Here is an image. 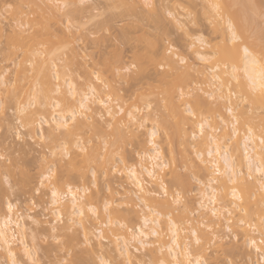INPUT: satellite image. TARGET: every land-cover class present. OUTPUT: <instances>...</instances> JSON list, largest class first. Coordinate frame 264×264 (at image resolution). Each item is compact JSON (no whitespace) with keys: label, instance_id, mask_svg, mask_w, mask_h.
<instances>
[{"label":"rangeland","instance_id":"obj_1","mask_svg":"<svg viewBox=\"0 0 264 264\" xmlns=\"http://www.w3.org/2000/svg\"><path fill=\"white\" fill-rule=\"evenodd\" d=\"M19 1L20 0H0V19H1L0 21H2L4 24L3 29L4 27L5 29H7V30L4 29L6 31L4 35L8 33L10 27L16 25V22L19 23L20 21V23H22L21 20L23 18L21 19L17 18L19 14V10H17L18 8L14 11V9L16 8L15 6L19 7L21 6V4H23L22 2ZM125 1L122 0V2H120V0H83V3L78 2L77 6L75 5L74 6L75 8L74 7L73 8L76 10V8L78 7V9L80 10L82 9V11L84 10L83 11L84 14H86L85 11H87L86 15L84 14L81 15L82 12L81 14H79V16H83L85 18L79 17L78 14H76L75 16L72 15L74 16L75 18L74 19L72 16H70L71 14L69 13L72 7H69L68 10L67 8H64V10L66 9L67 12L65 13L66 14L69 13V14L64 15V18L62 17L63 14H59L57 19H54L52 21L53 22L52 26L54 25L53 28L55 27V31L57 34V37L54 38L55 48L57 49L55 56L53 54L52 56L54 57L45 54V50L49 48L48 47L49 45L45 46V44H43L44 46L43 45H42L43 47L40 46L39 49L41 50L39 52L40 53L43 52L44 55L48 56V58L52 57L51 62L55 61L54 66H56L57 70L53 66V63L51 62L49 67L53 69L52 71L54 73L58 72L57 75L59 80L53 78V82L54 83L55 81L56 83L59 82V85L60 86L62 85L61 86L62 89L68 91L66 97L69 99L70 103H73L75 106H78V103L76 100H74V97L70 95L69 91L71 88L75 89L76 94L78 96H82L83 94L89 93L88 86L92 85L97 89L98 95L102 97L103 100L106 95V100H107L108 98L107 95L110 89L105 86L104 80L107 76L111 77L112 75H114V79L112 80L113 82L112 85L115 86L116 92L119 93V91L121 90L120 95L121 97L123 96V102L121 101L123 105L122 113L119 116H117V119H122L124 114L129 108L131 109V111L135 112L137 116L136 117L137 119L132 121H130L131 118L128 117L123 118V121L119 126L120 131L123 135V139L121 140L117 148H115L116 152L113 151L114 150L113 147H111L113 148L111 149L109 146V142L113 140V137H111L112 135L110 136V134H114V125L111 124L110 121L111 117H109L105 113L104 108H99V109L97 108L98 115H96L95 118H93L92 120H89L91 123L96 124L95 127L89 128L88 133L86 132L83 138H81L82 137L81 136L80 137L81 139H78V142L80 140L82 143L80 142L78 143L80 145L79 147H72V149L68 151L70 154L67 152L69 156L66 155L64 157L63 156L59 157L62 155V154H58L59 151H57L58 153L56 152L57 156H55L56 154L53 155L52 146L48 142L49 140L47 139L44 140L49 132L48 131L49 125H46L45 123L41 124V126L37 125L36 126L37 136H35L34 138H32V136L28 134L27 129H25L22 126L23 123L21 120L22 118L19 119V116L21 117V115H18L19 112L17 109H15L17 105H15V102H13L14 104L13 103L10 104V102H12L13 99L12 93L16 91L14 94H17L18 90L24 91L25 90L24 88H26L24 87V85L28 84L27 80L26 81L23 80V83L22 81H20L21 83L17 81L18 82L17 84L18 86H17L16 85L17 82H15V80H17L21 76H18L17 74L16 75L18 76L17 78L15 74L17 69L19 67H22L23 64L22 57H24L25 60L24 66L27 65L28 70L34 69L35 66H32L33 67L32 68L31 64L37 65L38 61L36 59L40 58L38 60L43 61L46 60L47 57L45 56L46 57L45 59L44 55L38 54L37 58L35 57L34 59V56H32L33 58L28 57V55L27 57L26 55L23 56L24 53L23 51L21 52V50H19V52L17 51L14 52L13 50V52L16 53L15 55L11 51L9 52V49H7L8 45L7 46L5 45L6 37L1 36L0 80H2L3 77L4 78L3 80L6 82V85H0V105L3 106L2 109H0V220L3 217L5 218L7 215H10V212L8 211L7 208L8 207L7 204L9 203L13 207L12 208L13 217L15 219L17 218L20 219L22 221L21 223L25 225L24 226L25 235H23L25 240H22L23 239V237H21L22 233L19 234L16 232L17 234L15 239L16 240L15 248L17 249L19 247L20 243L18 241L22 240V242L23 241L26 242L25 245L26 244L28 245V246L26 245L28 247V250L30 248L31 250L29 251L31 255L34 254V256H33V261L30 260L29 262L27 256L25 255V252H23V250L21 251V249H23L21 248L23 247L21 244L20 245L21 247L18 248L21 251L20 252L18 250V252L21 254V255L19 254V259H18L20 260V264H37V263L66 264V262L67 264H102L100 263L101 262L100 260L102 258L108 260L109 262L108 264L157 263L152 258V255L149 254V252L146 250L152 247H147L143 249L142 246L136 243H131L130 248L134 256L131 261H128L124 256H121L119 252H117V250L115 249L116 247L115 245H117V243L120 244L123 243L120 241L121 238H119L122 237L123 234L122 232H124L123 229H126L129 234L135 232V229H137L136 227L139 226V224L141 223L140 218L142 216V213H137V215L135 214L134 217L137 216L136 219H133L130 222L129 220H127L126 222L123 221L124 218H122L121 220L117 219L119 223L125 225V228H122V231L119 230L120 232L118 231L115 232L116 229L115 230L112 229L114 227H112V224H109L108 221V216H109L108 214L110 212L107 213L106 211H104L105 204H107V201L110 203L111 199H112L113 208L114 205L117 206L118 204H121V202L124 203L127 201L119 197V193L121 194L122 192H124V190L130 189L129 191L131 193H133V191L135 193L136 191L135 187L130 185L131 182L130 181L128 182L127 180L128 167L126 168V165H124L122 161L123 159H125L126 160L125 164H128L129 168L131 166L137 165L140 162L141 157L144 154H147L149 152V149L151 148L149 146V140H150L149 135L151 130H153L154 128L158 130L157 143L159 144L160 151L163 154L164 157L163 161L167 162V163L165 162L166 166L161 172L163 181L164 183L167 184L170 190V194H173V196L176 195L174 197L177 198V196L180 195L181 193L180 196L183 198L181 199V203L179 204L177 212L175 214H179L180 212L183 211L184 212L183 215L185 216L184 218L188 217L187 218L188 223L183 224L184 226L183 225L181 226L182 228L184 227L183 230L184 232L181 233V237L183 236L182 237L183 241H186L192 247V245L194 244L192 229L195 228L203 231L210 227L209 224L210 225L212 224L209 230H205L206 232L203 231L206 234V235L203 234V237L205 236L206 238L204 237L205 240H203V243L201 241V244L205 246L206 251L204 254L206 256L207 264H264V262L260 259V256L264 254V252L262 250L261 251L259 250V252H255L254 249L250 247L249 244L247 243V240L248 242L250 240L249 238L254 237L258 245L263 246L261 240H263L264 234L263 235L261 234L262 231L260 230V228L263 227L260 224H262V221H264V215H262L264 211L258 212L257 213L258 216L253 215L252 216L253 221L251 223L250 221L252 220V218L245 219V217L243 216L244 206H241V204H238L237 202V205L230 206L232 207V210L234 209V211H232V214H230V216L229 213L227 212L225 213L227 215V219H225L226 215H224V213L222 212L224 211L223 209L221 210V216L223 215V220L222 217L220 218L221 220L215 217H211L210 221L209 219H206V222L202 224V222L205 221L203 220L205 218L200 217V214L202 212H197L199 209V204H198L199 199L201 198L199 195L200 194L199 190L201 187H199L197 181L199 179L203 182H206L207 178L203 173L201 174V176L197 174V167H200L202 165L200 164V160L198 159L197 154L202 152L201 150L203 149L198 146H195L194 143L191 141L189 142L190 144L187 143L189 146L187 144H185L186 145L185 147L181 145V143L183 144V142L182 141L180 142L177 136V132L174 126L175 118L172 116L173 112L167 106L165 93L166 90L170 88L172 90L175 87L173 83L176 84L178 83V81L189 86V90L191 91L193 89H199L202 86L201 88H210L211 89L210 91L219 88L221 89V91L225 92L223 93L224 96H226L225 94L229 93L228 95H230L233 100L230 98V96L228 97L227 95L228 100L225 97L224 98L225 100L223 99L221 100V102L222 101H226V102L221 103L220 100L218 101L216 97L214 98L217 102H215L213 98H207V96L203 92L201 91L198 92L197 90V93L200 96L207 98L204 101L207 100V102H209L211 106L214 105L212 106V108L214 107L215 109H217V107L219 108L221 106L220 111L222 110L221 111L222 114L220 118L218 113L215 114L206 110L204 111L203 109H202L203 111L202 110L199 111V109L197 111V109L193 107L194 110L197 111V113L199 112L205 113V114L204 113L201 114L208 119L209 124L211 122L210 128H208V130L206 131H210V133L216 135L217 138H219L222 135L224 129L229 130V132L232 131L231 130L232 125H230V123L233 121V119L232 116L226 111L231 100L233 101L231 102L232 105L234 103V107L235 108L238 107L236 111V116H238L241 119V121L243 118H244L243 120H245V118L248 119L249 117H251L250 118L251 120L254 119L257 123L259 124L262 123L260 127L261 129L264 130V109L261 108L264 102H262L261 98H257V99L255 98L254 100L252 99L253 100L252 102H249L251 101L250 99L245 100L243 97L244 93L242 94L240 93V91L242 92L243 87H239L240 85H238L239 83H237V81H233L229 85V88L231 90L230 93L225 91L226 89L222 87L224 85L223 81H218V79L209 75V80H208L209 83L207 82L208 84H205L203 83L201 78L197 75V72L195 71L196 69L197 71L198 69H200L206 72V74H212V72L209 68L210 66L208 65V63L202 62L197 57L195 53L196 48H191V44L193 43V41H195L196 44L197 43L196 38L202 37L206 41L210 42L212 45H221L222 43L220 42L221 36H219V34L215 33L216 31H214L216 30V28L214 29L215 22L209 16H206L207 14L205 15V13H207L206 11L207 6L203 0H171V1L162 0V2L161 0L160 1L158 0V3L157 2L155 3L154 1V3L157 4L156 6L155 5L145 6L143 4H140V8H142L140 9L141 14H143L141 10H144L143 12L145 13V16L143 14L145 19L144 21L143 19L142 21H140L141 19H139L138 16L136 15V11H132V7L129 11L126 10L128 13L123 12L125 11V9H128L130 6H134L133 4L137 3L139 0H125ZM262 2L264 3V0H259V4L261 3L260 4L261 6L259 7V11H258L259 13L253 12L252 14V19L254 17L253 21L254 20L255 21H254V27L251 30L250 34H251V40H255L256 37L257 38L260 37V41L264 43V4ZM17 4H19V6ZM25 5L28 11L31 8H33V5L27 6L26 2L24 5H22L23 8H25L24 7ZM28 5H31L30 2ZM58 6H62V4L58 3ZM137 6L138 5H136L135 7L137 8ZM28 7L31 8L29 9ZM136 8H134L133 10H136ZM27 9L25 8L23 10L28 12ZM16 12L18 14H16ZM121 12L126 14L124 15ZM129 12L131 15H134L135 12V16L137 17L135 18L132 17L129 14ZM119 13L122 15H120ZM128 14L130 15V17ZM137 14L140 15L139 16L140 18H142L141 14L139 13ZM60 15L62 16L60 17ZM116 15H117V19H116ZM66 16H70V18L75 21L71 20ZM76 16H78V18ZM122 16L125 17L127 16V17L124 18ZM31 17L33 18V16ZM145 17H147V19L151 18L150 21H154V22L152 23L148 22L149 20L147 21ZM152 18L156 19L157 22ZM18 19L19 21H17ZM13 22L15 23L13 24ZM105 22L106 24H104ZM220 22L224 28H227V25L222 18H220ZM28 34L29 33L27 32V35ZM24 35L27 36L26 33H24ZM37 41L39 43L41 42V39H38ZM37 41L36 44L34 43V41H32L34 45H36V49H38L39 48L38 46L40 45V43L38 45ZM41 47L44 48L45 50L41 49ZM162 49L163 50L169 49L168 54L173 56V58L179 62L180 67H178L179 68V70H177L178 72L171 71L170 67L167 66V63H164L166 62V60L164 61L163 60L164 58H162L163 52L161 53V55H158L160 53L159 51H162ZM210 49L205 46H202L199 50L204 54H208V52H210ZM257 50L259 52L258 56L260 58L261 54L264 53V50L263 48H257ZM18 53H21L22 56ZM174 53H176V56L174 55ZM47 54L50 53H48L47 51ZM39 55H41V57ZM16 57H18V59ZM55 57L56 58L58 57V59H55ZM160 57L163 60V62L161 60L159 61ZM28 58H30V60L34 59L36 63H34L33 60L29 64L28 61L30 62V60H28ZM70 58L73 61L74 58H76V61H74L73 63V61ZM181 59H184L185 62L181 63ZM15 60L17 61V63L19 61L20 65L17 64L18 65L17 66ZM48 61H50V59H48L47 62ZM68 61H70L69 64H67ZM114 61L115 63L117 62L118 63L115 64L114 66L113 64H111L114 67V68L112 67L113 71L112 72L107 71L106 70L107 68H105V66L107 65H105L104 63L108 62L107 64H110L112 62L114 63ZM26 62L27 64H25ZM162 63L164 65H161ZM188 63L193 66V69L187 68ZM133 65H135V67H133ZM126 69H131V70L127 71ZM31 71L32 70L29 71L30 73H28V77L31 75ZM17 72L20 73L19 70ZM27 72L28 71L26 70V73ZM167 73H169V75L171 76L168 79L164 77V75H166ZM97 75L99 76V79H97ZM30 77H33V75H31ZM125 78L130 81L129 84H127V80ZM134 78L136 80H134ZM123 79H125V81ZM172 80L173 82L169 85V82ZM21 84L23 85L22 90H21L22 88ZM16 86L19 88L17 89ZM28 86H31L30 80ZM12 89L14 90V92ZM193 95L195 98V94ZM52 96L55 97L57 95L54 94ZM113 96H111V101L112 100L114 101L117 98L116 96H115L116 98ZM191 96H189L190 98L188 96L185 98L187 99V101L189 98L190 102L192 101L193 103L194 98H192ZM32 97L33 96L29 98L33 99ZM52 100H50L52 103L49 102L51 105L56 104L58 100L60 101V99H56V97L55 99L52 98ZM227 101H229V103ZM245 101H247V103H245ZM28 102H30L31 104V108L29 109H31L30 111L32 112H35V110L36 109L38 110V108L40 107V104L36 103L35 101L34 102L36 104H34L32 100ZM192 103H189L187 105L184 102L182 104L183 106L181 105V110L183 113L185 112L184 115H186L185 117H188L189 119L188 121L191 122V124L194 121L195 124L193 123L194 125H192V127H196L197 118L193 117V114L197 116L196 111H193L195 112L193 114L192 113L188 114V112L184 110L191 108L192 107L191 105H193ZM115 104L116 106L117 104L119 105L118 102H116ZM222 104L225 105V107ZM148 105L151 106L150 111L147 107ZM259 107L260 109L258 110ZM193 108L191 109L193 110ZM116 110L119 111L120 109L117 107ZM242 112L244 113V115ZM203 116L202 118H204ZM80 118L82 119V117ZM221 118L224 120V122L221 121ZM141 121L144 122L143 127L140 126ZM213 121L214 123L215 122L217 123L215 127ZM95 128H99L102 131L97 132ZM165 128H167L168 130L170 129L169 133H171V136L170 134H168L169 138L167 136L168 130ZM237 128H239V126ZM192 129L191 131H194L192 133L197 132L196 128H194L193 130ZM216 129L218 130L216 131ZM65 130L66 129H62L60 131L57 130L54 131L53 134L54 136H56V138L58 136L62 138L64 136L62 135V132H64ZM239 130H238L239 131L238 134L241 135L242 137L244 136V134L248 132L246 127H242ZM62 139L64 140L60 142V140ZM62 139L59 140V144L60 143L64 144L65 138L63 137ZM81 144L83 148L80 149V147H82ZM226 146L228 147L227 149L229 150L230 154L233 155L235 148L234 141L231 142L223 141L222 147H226ZM183 147L185 151H183L184 150ZM108 148L112 150V155L114 154V156H112L114 160L113 161L114 165H110L109 167L111 169L110 173L104 174V169H98L96 164H91L84 171L85 173L84 178L81 177L78 178L77 173L75 172V176L77 179H74L75 182L74 183L72 180L73 174L71 176L70 173L66 172V170L68 172L72 171V169L68 166V164L65 165L67 162H69L70 157L71 156L73 157L74 155L76 156L77 154H79V157H82L89 150H93L98 152L99 159L102 158L104 159V155H106L107 151L109 150ZM82 149L84 150L82 151ZM186 157L187 159L190 158V160H186ZM262 160L264 162V154L262 156ZM209 165L211 166V164ZM50 169L52 173L51 176L58 177L57 179H59L62 183L59 180L58 182H60V184H63V185H57V187L61 186L60 188L63 187L62 189H64L63 191L61 189L60 193L65 194L66 192L65 187L68 183L67 181L70 182L71 179L72 182L70 184H72V186L77 189L78 194H82L83 192H85L87 197L93 195L95 198L92 196V199L95 202L92 200L91 203L93 204H91L90 202H89L90 204L89 203L88 204L92 206L94 205L96 207V208L94 207L95 209H97L95 210L96 215L94 214L93 211L89 209L90 206L88 207V204H86L85 213L87 214L86 216L89 215L88 216L89 218L84 217L85 215H74L71 221H70L71 218L68 216H65L63 221L61 220L59 221L54 212L55 206L53 207L51 205L52 200L50 198L51 197L50 192L56 189V187H53L56 185L53 184L54 182L51 177L48 179H43L44 178L43 174L46 173L50 174L49 171ZM93 171L95 172V176H93L92 174ZM68 174L70 175L68 176ZM175 177L185 178L188 185L190 184L188 186V189L186 188L185 191L184 189L179 190V188H177L178 186H175L176 185V182H174L176 181ZM215 177L218 176L216 175ZM56 184L58 183L56 182ZM150 184L149 186L150 187L152 186L151 188H153L154 191L156 190V192L161 193L162 190H160L161 188L159 185L156 186L155 184L154 186V184L153 185ZM112 193L114 194L115 199L110 197ZM64 196L65 197H63V199L65 202L71 199L69 198L70 196H68L67 194ZM172 197L170 201L174 202L173 200L175 198ZM137 200L139 199L137 198ZM139 202L140 201L136 202L137 206H138L137 203ZM139 204H141L142 206L141 202ZM132 205L133 203H130L129 208ZM136 205L134 204V206ZM218 205L217 207L219 208L222 207L221 205L219 206ZM237 206L240 207V211H239V207ZM138 207H140V205ZM138 207L135 209V211L137 212H139L140 210V208ZM142 208L143 207H141V209ZM235 208L238 209L236 210ZM111 210L112 213L116 209H111ZM121 210H123L124 213L126 214V208H122ZM121 210H117L120 211L118 214L123 212ZM113 213L114 215L116 214L115 212ZM121 215L122 217L124 216L123 214H120V216ZM126 216L127 214L124 217ZM111 217H109V219ZM129 217L127 218L131 220V217L133 216H131L130 218ZM83 218L85 219V221H87L86 222L87 224L83 223L85 222ZM228 219H232V220L234 219V220L228 223ZM248 219L249 221H247ZM211 221L212 223H210ZM227 223L228 225L231 224L229 225L232 226L231 229H227L228 226L226 225ZM246 223L247 225H244ZM249 223H251L252 226L249 227L248 226ZM83 224H85V226H83ZM81 225L84 228L85 227L87 228L89 226L88 227L89 230L90 228L92 229L91 230L92 241L88 242V240L86 239L87 237L85 236L83 232L84 230H82ZM66 227L69 228V230H64L67 229ZM240 227H242L243 229H241ZM246 227L247 229H245ZM163 229H166L164 233L166 243L167 242L170 243L172 236L169 232L168 225L165 228L163 226ZM234 229L237 230L235 231ZM240 229L241 231H238ZM244 229L245 231L247 230L250 231L245 233ZM100 231L103 232L101 233ZM242 231L244 232V234ZM212 234H214L215 236ZM244 235L247 237H244ZM184 238H187L188 240H185ZM121 246L122 245H120V247L118 246L119 249L121 248ZM194 247H197V245H195ZM193 252H196V254H194V258H197V256L201 255L200 254L201 252L197 253V251H195L194 249ZM3 253H5L3 252V250L0 251V264H8L10 260L7 257H6L7 259H5V257L3 258L4 256ZM34 257L36 258L37 261L35 260ZM31 261L37 263H32Z\"/></svg>","mask_w":264,"mask_h":264},{"label":"bare ground","instance_id":"obj_2","mask_svg":"<svg viewBox=\"0 0 264 264\" xmlns=\"http://www.w3.org/2000/svg\"><path fill=\"white\" fill-rule=\"evenodd\" d=\"M28 1L30 2L31 5H28L29 4ZM28 1L20 0L19 2H22L23 4L20 3L21 6H19V4H17L19 7L15 6L16 8L14 9V11L18 8L17 10H19V14L17 13L18 12L17 11L16 12V14H18L17 18H19V19L23 18L21 20L22 23H20V21L18 19L17 21H19V23L16 22L15 26L10 27V30H8V33H6V35H4V34L6 32L5 30H7V29H5V27H4L5 30L3 29L4 24L2 21H0V34H1L0 39H1V36L6 37L5 38V41H6L5 45L6 46L8 45L7 49H9V52L11 51L12 53H14L16 51L19 52V50H21V52L23 51V53H24L23 56L26 55V57H27V55H28V57H31V58H33L32 56H34V59H35V57L37 58L38 54L44 55L43 52H41V53L39 52V51H41L39 49H40V46L45 44V46L49 45L48 47L50 48V49L48 48L47 50H45L44 48H42L44 45L41 47V49L45 50V54L49 55V56H52V54H53L55 56L57 49L55 48L54 38L57 37V34L55 31V27L53 28L54 25L52 26V24H53L52 21L54 19H57L59 14H63V16L60 15V17L62 16L63 18H64V15H68L69 13L71 14L70 16H72V15L75 16L76 14H78V16H79V14H81V12H82L81 15H83L84 10L82 11V9L80 10V9H78V7L76 8V10L74 9L75 7L74 8L72 7L74 10L72 8H71V10L69 9L70 12L68 14H66L67 13L66 9L64 10V8L62 7L64 4L77 6L78 2L80 3L81 0H77V1L76 0H61V1L60 0H28ZM154 1H155V3L156 2L158 3V0H139L137 3L133 4L134 6H130L128 9H125V11H123V12H127L126 10L129 11L132 7V11H136V15L138 16L139 19H141L140 21H142V19L144 21L145 20L144 19L145 13L143 12L144 10H141L142 13L144 14V16H143V14H141L140 9H142V8H140V4H143L145 6H153V5L156 6L157 4H155ZM203 1L207 6V7L205 6L207 8V10H206L207 13H205V15L207 14L206 16H209L215 22L214 29L216 28V30H214V29L213 30L216 31L215 33H218L219 36H221L220 38L222 41L220 40V42H222V43H221V45H212L210 42L206 41L202 37L196 38V42H197L196 44H195V41H193V43L191 44V48H196V50L195 49L194 50H195L197 57L200 60H201V58H200L201 56L205 57V59L201 60V61L208 63V65L210 66L209 68L213 74V75L212 74H206V72H204L200 69H198V71H197V69H196L195 71L197 72V75L201 78V80L205 84L209 83L208 82L209 75L218 79V81H223L224 85L223 86L221 85V86L226 89L225 91L231 93L229 85L233 81H237V80L233 79L231 77V75H230L231 68H229L228 73L225 72V69H224L223 64L221 62L222 58H224V53H228L227 58L229 59V63L235 64V66L238 70L237 71V77L239 78V84L238 85H240L239 87H243L242 92L240 91V93L241 94L244 93L243 94L244 99L245 100L250 99L251 101H249V102H252L255 98L256 99L261 98V94H260L259 90H260L261 83H262L261 75L264 74L263 61L257 63V65L255 67L249 66V73L251 75V79H249L248 75H246L244 72V61H243V57H244L243 49L245 47H247L248 50L250 52H252V54L257 57L258 61H260V58L258 56L259 52H258L257 48H263V50H264V43H262L260 41V37H258V38L256 37L255 40H251V34H250L251 30L254 27V21H255V20L253 21L254 17L252 19V14H253V12L255 13V12L259 11V7L261 6L260 5L261 3L259 4V0H203ZM25 2L27 4V6L33 5V8L30 7L31 9L28 7L30 9L29 11H31V12L28 11L26 5L24 6L29 13L26 12L25 10H23L25 8H23L22 5H24ZM120 2H122V0H120ZM161 2H162V0H161ZM58 3H61L62 6H58ZM136 5H138L139 7L137 6V8H136L135 7ZM9 7H10V5H9ZM134 8H136V10H133ZM137 9H138V12H137ZM67 10H68V8H67ZM63 12L64 13L66 12V13L64 14ZM85 12L87 14V11H85ZM123 12H121V13L125 15L126 13H123ZM137 13L141 14L142 18H140L139 17L140 15H138ZM30 14H32V15H30ZM86 14H84V15H86ZM122 14H120V15H122ZM129 14H130V12H129ZM130 15H129V17H130ZM31 16H33V18ZM70 16H66V17L70 18ZM74 16H72V17L74 18ZM78 16H76V17L78 18ZM131 16L134 18L137 17V16H135V12H134V15H131ZM79 17H83V16H79ZM122 17L126 18L125 16H122ZM147 17H145V18L147 21L149 20L148 22H151V23L154 22V21H150L151 18L147 19ZM83 18H85V17H83ZM220 18H222L225 21L227 28H224L222 26V24L220 22ZM255 18H257V17H255ZM116 19H117V15H116ZM152 19H154V18H152ZM71 20H73V19H71ZM154 20L156 21V19H154ZM66 21H68V20H66ZM73 21H75V20H73ZM14 23L15 22H13V24ZM104 24H106V22ZM27 32L29 33L28 35H27ZM233 32H235L241 38L242 42H237V44H235V45L232 43L231 37H232ZM24 33H26L27 36H25ZM38 39H41V42H39L40 45L37 41ZM32 41H34L35 44L37 41V43L39 45L38 49H36V45H34V43ZM213 44H216V43H213ZM202 46H205L209 49L211 48L210 52H208V54H204V53L200 52L199 49ZM33 47H35V48H33ZM13 50H14V52H13ZM47 51L50 54H47ZM58 51H59V49H58ZM159 52L160 53L158 55H161V53L163 52L162 58H164L163 59L164 61L166 60V62H164V63H167V66L170 67L171 71L179 70V68H178V67H180L179 62L176 61L173 58V56L168 54L169 49H166V50L162 49V51H159ZM14 54L16 55V53H14ZM18 54L21 55V53H18ZM115 54H117V53H115ZM8 55H10V54H8ZM46 55H44V57ZM60 55H61V53H60ZM174 55L176 56V53H174ZM39 56L41 57V55H39ZM54 56H52V57H54ZM213 56H215V58H212ZM44 57H43V59H44ZM46 57H47V59H46ZM46 57H45L46 60H43V61L38 60L40 58L36 59L38 61L37 65L31 64V67L32 66H35V67H34V69H29V70L27 68V65H25L26 67L24 66L25 60H24V57H22L23 58L22 67H19L17 69V71L19 70L20 73H18L16 71L15 76L18 74V76H21V77H19L21 80L18 78V76H16L18 79L15 80V82L19 81V83H21L20 81H22V83H23V80H25V81L27 80L28 84H29V80H30V83H31V86H28V84L24 85V87H26V88H24L25 90L24 91L18 90L17 94H14L16 91L14 92V90L12 89L14 92L12 94L15 96H13L11 94L13 99H12V102H10V104L15 102V105H17V107H15V109L18 110V112H19L18 115H21V117L19 116V119L22 118L21 119L23 122L22 126L25 129H27L28 134L30 136H32V138H34L35 136H37L36 126L37 125L41 126V124H42L41 121L43 120L46 125H49V130H48L49 132L47 134L48 137L46 135L44 140H46V139L49 140L48 142L52 146L53 153L54 152L56 153L58 148H60L61 146H65V145L67 146V152H68L72 149V147H79L80 146L78 143L79 142L82 143V142L80 140L78 142V139L83 138L84 134L86 132L88 133L89 128L95 127V125H96L95 123H91L89 120H92L93 118H95L96 115H98L97 114L98 113L97 108L98 109L104 108L105 113L109 117H111L110 118L111 124L114 125V134H110V136L112 135L111 137H113V140L111 142H109V146H110V148L113 147L114 148L113 151H115V148H117V146L120 144L121 140L123 139V135H122V133L120 131V127H119L123 121V118H126V117L131 118L130 121H132V120L137 119L136 118L137 116H136V113L131 111V109L129 108L130 110L128 109L126 111V113L124 114L122 119H117V116H119L122 113L123 96L121 97V95H120L121 90L119 91V93L116 92L115 86L112 85V83H113L112 80L114 79V75H112L111 77L107 76L104 80L105 86L110 89L109 93L107 95L108 96L107 100H106V95L104 94L105 97L103 100L102 97H100L98 95L97 89L92 85L88 86L89 93L83 94L82 96H78L76 94L75 89L71 88L69 91L70 95L72 97H74V100H76L78 103V106H75L73 103H70L69 99L66 97L68 91L63 90L61 87L62 85L60 86L59 82H57L58 84L56 83L55 80H54L55 83L53 82V78L59 80L58 75H57L58 72L54 73L52 71L53 69L49 67L52 57H49V58H48V56H46ZM58 57L57 58L55 57V59H58ZM113 57H115V56H113ZM16 58L18 59V57H16ZM48 59H50V61L47 62ZM70 59H68V60H70ZM72 59H73V57H72ZM28 60H30V58H28ZM33 60H30V62L28 61V63L30 64L31 61H33ZM41 60H42V58H41ZM65 60H67V59H65ZM160 60L163 62L161 57H160L159 61ZM181 60L185 62L184 59H181ZM74 61H76V58H74ZM74 61H73V63H74ZM33 62L36 63L35 60ZM54 62H51V63H53V66H54ZM69 63H70V61H68L67 64H69ZM107 63H104L105 65H107V66L104 65L105 68H107L106 70L112 72L113 71L112 67L115 64H117L118 62L115 63V61H114V63L113 62L110 64H107ZM17 64L20 65L19 61H18V63L16 61V65ZM25 64H27V62ZM111 64H113V66ZM70 65H73V64H70ZM161 65H164V64L162 63ZM24 67H25V70H24ZM54 67L56 68V66H54ZM187 68L193 69V66L188 63ZM26 70L28 71L27 73H26ZM30 70H32L31 75H33V77H30L31 75L29 74L30 75L29 76L30 79H29L28 73H30L29 72ZM56 70H57V68H56ZM53 75H54V77H53ZM16 77H15V79H16ZM164 77L166 79H168L171 76L169 75V73H167L166 75H164ZM3 79L4 78L2 77V80H0L1 81L0 85H6V82ZM125 79H123V80L125 81ZM166 79H164V80H166ZM126 80H127V84H129L130 81L128 79H126ZM134 80H136V79L134 78ZM172 82H173V80L169 82V85ZM17 84H18V82L16 83V85ZM176 84L173 83V85L175 87L173 86L174 88L172 90H171V88L166 90L165 95H166L167 106L173 112V113L172 112L171 113H172V116L175 118V125L174 126H175V130L177 132V136H178L180 142L181 141L183 142V144L181 143L182 146L185 147L186 146L185 144H187L191 141L194 143L195 146H198V147L203 149V150H201L202 152L197 154V157L200 160V164H202L200 167H197V174H199V176H201V174L203 173V174H205V177L207 178V181H206L207 183L203 182L199 179L197 181L199 184V187H201L199 190L200 191L199 195L201 197L200 198L201 200L199 199V203H198L200 210L198 209L197 212H202L200 214V217L205 218V219H203L205 221H203L202 224L206 222V219H209V221H210L211 217H215L217 219H220L222 217V220H223V215L221 216V210H223V209H224V211H222V212L224 213V215H226L225 213L227 212V213H229V216H230V214H232V211H234V209L232 210V207H230V206L237 205V202H238V204H241V206H244V208H243V211H244L243 214L244 215L243 216L245 217V219L246 218L251 219L252 216L253 215L256 216L258 212H261V211L263 212L264 211V173H262L261 171L258 170L261 167V165L264 164V162L262 160V156L264 154V152H263L264 151V145H261V143H260L261 139H264V130L261 129V127H260L262 123L259 124L254 119L251 120L250 119L251 117H249L248 119L245 118V120H243L244 119L243 118L241 121V119L238 116H236V111H237L238 107L235 108L234 103H233V105L231 103V102H233L232 97L230 95H228L229 93L225 94L226 96H224L223 93H225V92L221 91V89H219V88H216L215 90L213 89L212 91H210L211 90L210 88H201L202 87L201 86L199 89H193L191 91V90H189V86H187L186 84H184L182 82L178 81V83H176ZM183 84H184V86H183ZM21 87H22L21 88V90H22L23 85ZM18 88L19 87H17V89ZM253 88L256 89L255 92H253ZM93 89H94V91H93ZM197 90H198V92H200V91L203 92L207 96V98H213L215 100L214 97H216L218 99V101L220 100V102L225 97L227 99V95H228V97L230 96V98L232 99L230 102L231 104L229 103V101H230V99H229V101H227L229 103V106H228V108L226 107L227 108L226 111L232 116V119H233V121L230 123V125H232V129H231L232 131L229 132V130L224 129V131L222 132V135L219 138H217V136L214 135L213 133H210V131H206V130H208V128H210L211 122L209 124L208 119L202 115L204 112L203 113L199 112L200 114L202 113L201 115L199 113H197L198 109H199V111H201L203 109L204 111L206 110V111H209V112H212L215 114L218 113L219 118L222 114L221 113L222 110L220 111L221 106L219 108L217 107V109H215L214 107L212 108V106H214V105L211 106V104H209V102H207V100L204 101L207 98L200 96L197 93ZM181 92L183 93L182 96H181ZM196 93H197V95H196ZM54 94H56L58 96V98H57V96H55L56 99H60V101L58 100L56 104L60 105L59 108L61 110L58 108H55V104H52V105L50 104L53 102L52 98L55 99V97L52 96ZM193 94H195V98H194ZM191 95H193V96H191ZM31 96H33L32 97L33 99L29 98ZM111 96H113V97L116 96L117 98L115 97L116 99L114 101L113 100L111 101V99H109V97H111ZM187 96L188 97L191 96L192 98H194L193 99L194 102L193 103H192V101L190 102V100H189L190 97L188 98V101H187V99L185 98ZM85 97H87V99H85ZM28 98H29V100H28ZM30 100H32L34 104L39 103L40 109L39 108H38V110L36 109L37 111L35 110V112L30 111L31 109H29V108H31V104H30V102H28ZM50 100H52V102ZM213 101H212V104H213ZM116 102H118L119 105L117 104V106H116V104H115ZM182 102L183 103L185 102L187 105L189 103H192L193 105L190 104L192 106L191 108L194 107L197 109V111H196V110H194V108H193V110L191 108H188V109L183 108L184 110H186L188 112V114H191V113L193 114V113H195L193 111H196L197 116H195L193 114V117L197 118L196 119L197 120V126L195 125L196 127H192V125L195 124L194 121H193L194 124L193 123L191 124V122L188 121L189 120L188 117H185L186 116V115H184L185 112L184 113L182 112V110H181V105L183 104ZM215 102H217V101L215 100ZM222 102H226V101H222ZM81 103H84L85 107H86V111L83 113V115H81V110H80V104ZM210 103H211V100H210ZM223 106L225 107V105H223ZM223 106H222V108H223ZM263 106H264V104H263ZM263 106L261 107L262 109H264ZM117 107L120 109L119 111L116 110ZM73 109L76 112V120L74 123L71 121V115H68L67 117L64 115L65 113H71ZM259 109H260V107L258 108V110ZM37 115H39V116H37ZM243 115H244V113H243ZM202 116L204 118H202ZM54 117L56 120H63L65 118L68 119L69 126L64 132H62V135H64L63 137L65 138L64 144H61V143L59 144V140L62 139L63 137L61 138L57 135L58 136L57 138H59V139H57L56 136H54V134H53L54 131H57V130L60 131L63 129V128H59V129L56 128L55 123H53ZM80 117H82V119ZM209 119H210V117H209ZM190 121H191V119H190ZM221 121L224 122V120L222 118H221ZM202 124H203V129L201 128ZM213 124L215 127L217 123L216 122L214 123V121H213ZM234 125H235V130H233ZM174 126H172V127H174ZM236 126L237 127L239 126V128H237ZM242 127H246L247 131L249 129H251L252 130L251 135L249 134V131L246 134H244L243 137L241 135H239L238 134L240 131L239 129H241ZM192 128L193 129L196 128L197 132L192 133V132H194V131H191ZM95 129L97 130V132L102 131L99 128H95ZM165 129H167V128H165ZM169 130L167 131L168 132L167 136H168V134H170V136H171V133H169ZM217 130L218 129H216V131ZM190 131H191V134H190ZM151 132H152V130H151ZM151 132L149 135L150 136L149 146L151 148L149 149V152L147 154H144L141 157L140 162L137 165L131 166L129 168L128 164H125L126 160L123 159V161H122V163L124 165H126V168L128 167L127 168V171H128L127 180H128V182L129 181L131 182V184L129 183L130 185L135 187V189H136L135 193H134V191H133V193H131L129 191L130 189L129 190L126 189L121 194L119 193V197L123 198V200H127L126 202L123 201L124 203L121 202V204H118L117 206L114 205V208H113L112 199H111V202L109 203L107 201V204H105V207H104L105 208L104 211H106L107 213L110 212L108 214L109 215L108 221H109V224H112V227H114L112 229H114V230L116 229L115 232L116 231L120 232L119 230L122 231V228H125V225L122 223H119L117 219L121 220L122 218H124L123 221L126 222L127 220H129V222H130L133 219H136L137 216L134 217L135 214L137 215V213H142V216L140 218L141 223L139 224V226L136 227L137 229H135V232H133L132 234H129L126 229H123L124 232L125 231L126 232L125 233L122 232L123 233L122 237H119V238H121L120 241L123 243L120 244V243H117V241H116L117 245H115V246L117 248L115 247V249L117 250V252H119V254L121 256H124L128 261H131L132 258L134 257L133 252L131 251L130 245H131V243H136V244L142 246L143 249H145L147 247H152V248H149L146 250L149 252V254L152 255V258L155 260V262H157L155 264H207L206 256L204 254L206 251L205 246L201 244V241L203 243V240H205L204 239L205 236L203 237V234H205L204 233V232H206L205 230H209V228L211 227L212 224L211 225L209 224L210 227L208 229L203 230L204 232L202 230H199V229H195V228L192 229V235L194 237V239H193L194 244L192 245V247L186 241H183V238H182L183 236L181 237V233L184 232L183 231L184 227L182 228L181 226L183 224L188 223V220H187L188 217L184 218L185 216L183 215V213H184L183 211L180 212L179 214H175L177 212L179 204L181 203V199H183V198L180 196L181 193H180V195L177 196V198L174 197L176 195L173 196V194H170V190H169L167 184L164 183V181H163V178L161 176V172L164 169V167L166 166L167 162L165 161L166 162L165 163L163 161L164 157H163L162 152L160 151L159 144L157 143L158 142L157 141L158 140V134H157L155 140L153 141L152 136H151ZM231 132H232V134H231ZM168 138H169V136H168ZM63 140L64 139L60 140V142H62ZM223 141H228V142L234 141L235 148H234L233 155L230 154L229 150L227 149L228 148L227 146L222 147ZM171 142H172V140H171ZM153 144L156 145V148H153V146H152ZM81 146H82V144H81ZM184 147H183V149H184ZM187 147H186V149H187ZM81 148H83V146L80 147V149ZM110 148H108L109 150L107 149L108 151H107V154L104 155V159L103 158L99 159L98 152L93 151V150H89L82 157H79V154H77L78 157H77V155L76 156L74 155L73 157L70 155L71 157L69 159V162L66 161L67 163L65 165L68 164V166L72 169V171H71L72 173L68 172L66 170V168H65V170L67 173H70L71 176L73 174V176H72L73 182H74V179H77L75 176V172L77 173L78 178H80V177L84 178L85 177L84 171L91 164H96L98 169H104V174L110 173L111 169L109 167H110V165H114L113 164L114 160L112 158V156H114V154L112 155V150H111L113 148H111V149ZM183 151H185V149ZM157 152L159 153L158 157H156ZM57 153L55 156H57ZM58 154H61V153L59 152ZM69 154H67V155L69 156ZM62 156L64 157V155H61L59 157H62ZM78 158H80V159H78ZM186 160H190V158L187 159V157H186ZM209 164H211V166ZM194 171H195V169H194ZM132 172H134L135 175H132ZM149 172L154 174V178L152 176L148 175ZM70 174H68V176ZM78 174H79V176H78ZM216 175L218 177H215ZM43 177H42L43 179H46V177H49V178L51 177L53 182H54L53 184L56 185V186H53V187H56V189H54V190H56L59 194H61L60 197L58 199H56L55 202H54V198L50 194L51 195L50 198L52 200V201L50 200L52 202L51 205L53 207L55 206L54 207L55 211L54 210H52V211L55 212V215L57 216V219L59 221L60 220L63 221L65 216L70 217L71 218L70 221L72 220V217H74V215H85L84 217H86V218L89 216V215L86 216L87 214L85 213V210H86L85 205L88 204L89 202L91 203V201L93 200L92 199L93 195L87 197L85 192H83L82 194H78L77 189L74 188L72 186V184H70L72 182L71 179H70V182L67 181L68 183L65 187V191H66L65 194L60 193L61 189L63 187L60 188L61 186L57 187V185H63V184H60L61 181L59 179H57L58 177H56V176L52 177L50 174H47V173L43 174ZM175 178H176V181H174V182H176L175 186H178L177 188H179V190L184 189V191H185L186 188L188 189V186L190 184L188 185L185 178H178V177H175ZM54 179L58 184H56ZM58 180L60 182H58ZM47 181H45V182H47ZM137 181H139V183H137ZM150 183L152 185L154 184V186H155V184H156V186L159 185L161 188L160 190H162L161 193L156 192V190L154 191V189L151 188L152 186L151 187L149 186ZM141 185H143V189H141ZM69 188H71V192H68ZM149 188H151V189H149ZM59 189H60V191H59ZM63 190L64 189H62V191ZM52 191L50 193H52ZM179 192H181V191H179ZM234 192L236 193V197H238V198L234 197V195H233ZM66 194L68 196H70L69 198H71L68 201L66 200L67 202H65L63 199V197H65L64 195H66ZM84 195H86V196H84ZM172 196L175 198L173 200L174 202L170 201ZM74 197H75V199H74ZM110 197L115 199L113 193L111 194ZM135 197H137L139 200H137V198H135ZM137 201H140L142 203V206H141V204H139L140 203L139 202L137 204H138V206L140 205V207H138L136 205ZM130 203H133V205L131 206L132 208L131 207L129 208ZM89 204H88V207L90 206L89 209L91 211H93L95 214V210H97V209H95L96 207L94 205L92 206ZM91 204H93V203H91ZM134 204L138 208H140L139 212L135 211V209L137 207L134 206ZM218 204L221 205L222 207H220V208L217 207ZM7 206H9V203L7 204ZM141 207H143V208L141 209ZM237 207H239V206H237ZM119 208H121V209L126 208V214H127L126 217H124L126 215L124 213V211L119 209ZM111 209H116L113 211L116 213L115 215L112 212L114 216L111 213V211H112ZM117 210L123 211L120 214H123L124 216L123 217H122V215L120 216V214H118L120 211H117ZM239 211H240V207H239ZM214 212H215V215L213 214ZM262 215H264V212ZM129 216L130 217L133 216V217H131V220L127 218ZM109 217H111V218L109 219ZM215 218H214V220H215ZM225 219H227V215H226ZM242 219H243V217H242ZM19 220L20 219H18V218L15 219L13 217L12 211L10 212V215H7L5 218L3 217L0 220V231H2L4 233V237L2 239H0V251L3 250V252H5V253H3L4 254L3 258L5 257V259L8 258L10 260V262H8V264L9 263L14 264V261H15V264H17V263L20 264V260H18L19 254H20L18 252V250L20 251V249H18V248L21 247L20 246L21 244L23 246V247H21V248H23V249H21V251L23 250V252H25V255L27 256L28 261L29 262H30V260L33 261L34 254L31 255V253L29 251L31 249L29 248V250H28V247H27L28 245L27 244H26L27 246L25 245L26 242H24V241H23L24 243L22 242V240H25V238L23 236V235H25V231H24L25 225H23L21 223L22 221L21 220L19 221ZM58 220H57V222H58ZM83 220L85 221L84 218H83ZM233 220L228 219V223L233 221ZM212 221L210 223H212ZM247 221H249V219ZM252 221H253V218L250 222L252 223ZM86 222L87 221H85L83 223L87 224ZM80 223H82V222H80ZM223 223H222V225H223ZM228 223L226 225H228ZM247 223L244 225H247ZM251 223L248 224L249 227L252 226ZM85 224H83V226H85ZM164 224L166 226L168 225L169 232L172 236L170 243H168V242L166 243V239L164 237V233L166 230V229H163V226H164V228L166 227ZM234 224H235V222H234ZM114 225L115 226L117 225V226L115 227ZM229 225H231V224H229ZM229 225L227 226V229H231L232 226H229ZM260 225L262 226V224H260ZM83 226H82V230H84L83 232H84L85 236L87 237L86 239L88 240V242L92 241V239H91V236H92L91 230L92 229L90 228V230H89V228H88L89 226L87 228L86 227L84 228ZM236 226H237V224H236ZM242 227H245V226H242ZM242 227H240V228L243 229ZM247 227L245 229H247ZM117 228H118V230H117ZM211 229H214V228H211ZM241 229L238 231H241ZM245 229H244V231H245ZM64 230H69V228L64 229ZM106 230H108V229H106ZM167 230H168V228H167ZM260 230L262 232L261 231H259V232H261V234L263 235L264 234V227L260 228ZM248 231H250V230L245 231V233H247ZM16 232L19 234L22 233L21 237H23V239L21 238L22 240L18 241L20 244H19V247L17 249L15 248V241H16L15 239H16V234H17ZM100 232L102 233L103 231H100ZM115 232H113V233H115ZM141 233H143V235H141ZM194 233H195V235H194ZM214 234H212V235H214ZM243 234H244V232H243ZM134 236H135V238H134ZM185 237H187V236H185ZM244 237H247V236L244 235ZM184 239L188 240L187 238H184ZM249 239L250 240H249V242L247 240V243L249 244L250 247H252L254 249L255 252H259V250L260 251L262 250L264 252V243H263V246L258 245V243L254 239V237H251ZM263 240H264V238H263ZM181 241H183V242H181ZM197 241H199V243H197ZM120 245H122V246L119 249ZM195 245H197V247H194ZM16 247H17V245H16ZM193 249L195 251H197V253L201 252L200 253L201 255L197 256V258H194V254H196V252H193ZM35 256H36V254H35ZM260 259L264 262V254H262L260 256ZM35 260H36V258H35ZM100 261H101L100 263H102V264H108L109 263L108 260H106L105 258L104 259L102 258ZM32 263H37V262H32Z\"/></svg>","mask_w":264,"mask_h":264},{"label":"snow or ice","instance_id":"obj_3","mask_svg":"<svg viewBox=\"0 0 264 264\" xmlns=\"http://www.w3.org/2000/svg\"><path fill=\"white\" fill-rule=\"evenodd\" d=\"M81 3H83V0H81ZM63 8H69V7H74V5H69V4H64L62 6ZM231 40H232V43L235 45L237 44V42H242L241 41V38L235 33L233 32L232 33V37H231ZM243 52H244V57H243V61H244V72L246 75H248L249 79H251V75L249 73V66H252V67H255L257 65V63L261 62V61H264V53L261 54V57H260V61L257 60V57L255 55L252 54V52H250L248 50L247 47H245L243 49ZM228 57V53H224V58H222L221 62L223 64V67L225 69V72L228 73V70L229 68H231V77L233 79H236L237 80V83H239V78L237 77V68L235 66V64H230L229 63V59L227 58ZM201 60H204L205 57L204 56H201L200 57ZM212 58H215V56H213ZM181 63H184V61L181 60ZM133 67H135V65H133ZM127 71H130L131 69H126ZM97 79H99V76L97 75ZM261 79H262V83H261V87H260V94H261V99H262V102H264V74L261 75ZM94 91V89H93ZM256 89L253 88V92H255ZM183 95V93L181 92V96ZM85 99H87V97H85ZM109 99H111V97H109ZM245 103H247V101H245ZM2 105H0V109H2ZM60 105L59 104H55V108H59ZM149 111L151 110V106L148 105L147 106ZM80 110H81V115H83V113L86 111V107H85V104L84 103H81L80 104ZM66 117L68 115H71V121L74 123L75 120H76V112L75 110L73 109L71 113H65L64 114ZM41 123L43 124L44 121L42 120ZM53 123H55V126L56 128H63V129H67L68 126H69V122H68V119L65 118L63 120H56L55 117L53 118ZM144 125V122L141 121V127H143ZM201 128L203 129V124L201 125ZM233 130H235V125L233 126ZM249 134L251 135V132L252 130L249 129ZM158 134V130L156 128H154L151 132V136H152V139L153 141L155 140L156 136ZM261 145H264V139H261L260 141ZM153 148H156V145L153 144L152 145ZM84 149H82L83 151ZM57 151H59L62 155L66 156L67 155V146H61L60 148L57 149ZM56 153L54 152L53 155H55ZM159 156V153L157 152L156 153V157ZM259 171H261L262 173H264V164L261 165V167L258 169ZM50 171V175L52 174L51 173V169L49 170ZM93 176H95V172L93 171ZM132 175H135L134 172H132ZM149 176H152L154 178V174L149 172L148 173ZM49 177H46V179H48ZM137 183H139V181H137ZM141 189H143V185H141ZM68 192H71V188L68 189ZM166 194V193H165ZM52 197L54 198V202L56 201V199H58L60 197L61 194H59L56 190H53L52 193H51ZM234 197H236V193L234 192L233 193ZM238 198V197H236ZM75 199V197H74ZM8 210L11 212L12 211V206L11 204H9L8 206ZM215 215V212L213 213ZM7 223V222H6ZM262 227H264V221H262ZM141 235H143V233H141ZM195 235V233H194ZM4 237V233L2 231H0V239H2ZM135 238V236H134ZM6 242V241H5ZM197 243H199V241H197ZM261 243H264V240L261 241ZM14 264H15V261H14ZM67 264V262H66Z\"/></svg>","mask_w":264,"mask_h":264}]
</instances>
